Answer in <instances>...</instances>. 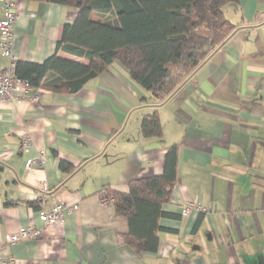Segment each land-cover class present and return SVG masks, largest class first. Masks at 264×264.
<instances>
[{
	"label": "crops",
	"instance_id": "obj_1",
	"mask_svg": "<svg viewBox=\"0 0 264 264\" xmlns=\"http://www.w3.org/2000/svg\"><path fill=\"white\" fill-rule=\"evenodd\" d=\"M224 8L235 31L157 107L118 62L75 93L29 84L26 96L0 99V246L9 264H264V0ZM17 11L16 61L0 54L1 70L24 80L17 63L84 61L57 49L75 8L17 0ZM154 110L162 136L145 138L141 120ZM172 146L176 182L162 206L171 217L159 220L157 250L136 252L123 241L126 218L101 193L160 175ZM57 203L64 222L43 225L38 212ZM188 203L201 209L183 215ZM28 225L40 228L36 239L4 243Z\"/></svg>",
	"mask_w": 264,
	"mask_h": 264
},
{
	"label": "trees",
	"instance_id": "obj_2",
	"mask_svg": "<svg viewBox=\"0 0 264 264\" xmlns=\"http://www.w3.org/2000/svg\"><path fill=\"white\" fill-rule=\"evenodd\" d=\"M31 1V0H27ZM38 1V0H36ZM77 10L63 25L57 49L84 61L54 54L43 63H17L16 75L33 87L75 93L118 62L130 80L148 93L154 107L164 103L236 29L225 5L239 0H40ZM143 101V100H142ZM145 138L162 136L154 110L141 120ZM176 146L168 149L158 176L136 178L128 190L106 188L114 212L126 218L123 241L136 252H155L162 210L176 182ZM63 170L71 167L61 162ZM1 168V166H0ZM174 217V215L172 216Z\"/></svg>",
	"mask_w": 264,
	"mask_h": 264
},
{
	"label": "built area",
	"instance_id": "obj_3",
	"mask_svg": "<svg viewBox=\"0 0 264 264\" xmlns=\"http://www.w3.org/2000/svg\"><path fill=\"white\" fill-rule=\"evenodd\" d=\"M0 8L2 15L0 17V54L10 61V65L14 66L16 57L12 54V45L14 37V25L18 19L17 0H0ZM31 90V86L27 81L17 79L11 67L1 70L0 69V99L8 100L14 96H26ZM30 145L29 136L25 135L22 138V148L27 150ZM32 163V160L27 161V167ZM44 185V184H43ZM42 188L45 189L43 186ZM102 204L110 207L111 200L107 197L105 192L100 196ZM76 209L77 206L73 205L70 209ZM64 205L57 203L49 211L38 212V217L43 225H53L55 223L64 222L63 214ZM199 210L200 207H195L193 203H188L182 209V214L187 215L192 210ZM40 234V228L33 225L21 226L13 233H7L3 237L6 245H11L20 241L36 239ZM12 257H4L0 246V261L5 264L12 262Z\"/></svg>",
	"mask_w": 264,
	"mask_h": 264
}]
</instances>
